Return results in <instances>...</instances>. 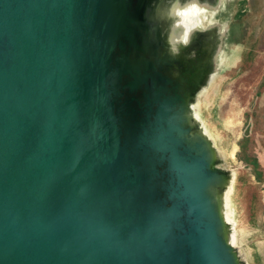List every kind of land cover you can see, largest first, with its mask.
Listing matches in <instances>:
<instances>
[{"label":"water","instance_id":"95a60500","mask_svg":"<svg viewBox=\"0 0 264 264\" xmlns=\"http://www.w3.org/2000/svg\"><path fill=\"white\" fill-rule=\"evenodd\" d=\"M153 3L0 0V264H241Z\"/></svg>","mask_w":264,"mask_h":264},{"label":"rangeland","instance_id":"374dc122","mask_svg":"<svg viewBox=\"0 0 264 264\" xmlns=\"http://www.w3.org/2000/svg\"><path fill=\"white\" fill-rule=\"evenodd\" d=\"M202 9L190 26L215 29L217 42L193 111L216 165L232 178L225 189L229 240L241 264H264V0H215Z\"/></svg>","mask_w":264,"mask_h":264},{"label":"bare ground","instance_id":"6f19581e","mask_svg":"<svg viewBox=\"0 0 264 264\" xmlns=\"http://www.w3.org/2000/svg\"><path fill=\"white\" fill-rule=\"evenodd\" d=\"M215 0H199V5L200 7H212V5L214 4ZM181 3H184V0H181ZM168 4V0H154V3L152 5V16L153 18L156 20V22L158 23L159 27H160V34L162 36V39L166 45V48L169 49L168 46V35H169V31L171 28V22L166 18V13H165V9L167 7ZM204 19L207 18V16H204ZM192 26H197V25H192ZM177 32H182V29H177ZM205 33H209L210 35V40L208 39H203V41H199L197 40L198 36L201 34H205ZM216 31L215 29L212 28H201L198 26L197 30L193 33L192 38H191V43L188 47H190L189 50H182L184 47H181L180 52L183 54V56L186 59H191L193 60V64L196 67V77H197V83L198 84V90L202 87V85L205 83V81L207 80L208 76L212 73V69H213V64H206L205 62H202L203 56L201 55V50L202 48H210L212 46V44L214 43L215 48H216V42H217V37H216ZM195 43L198 44V47H195ZM193 100L194 97L190 98V121L193 125H195L197 127V129H199V131L205 134V131L201 125V122L199 120V116L198 114H196L193 111ZM232 181V178L230 179V181L228 180L226 182V185L224 188V191L222 192V194L219 197V203H220V209H221V213L223 215V217L225 218V220L228 221V217L225 211V207L227 205V199H226V190L228 189V191H230V182ZM231 214V213H230ZM229 216V215H228Z\"/></svg>","mask_w":264,"mask_h":264},{"label":"clouds","instance_id":"9594fccd","mask_svg":"<svg viewBox=\"0 0 264 264\" xmlns=\"http://www.w3.org/2000/svg\"><path fill=\"white\" fill-rule=\"evenodd\" d=\"M166 18L171 22L168 35L169 53L172 56L180 54L181 47H188L193 33L198 26H190L191 21L204 11L199 5V0H168ZM182 29V32H177Z\"/></svg>","mask_w":264,"mask_h":264},{"label":"flooded vegetation","instance_id":"af4514ba","mask_svg":"<svg viewBox=\"0 0 264 264\" xmlns=\"http://www.w3.org/2000/svg\"><path fill=\"white\" fill-rule=\"evenodd\" d=\"M219 5H220V3H219ZM223 6H224V5H223ZM219 11H222V8H221V9L218 8V9L214 12V15H216L217 12H219ZM214 15H213V16H214ZM205 38H206L207 40H208V39H209V40L211 39L209 33H205V34H202V35L200 34V35L198 36L197 40H199V41H203V39H205ZM195 46L197 47L198 44L195 43Z\"/></svg>","mask_w":264,"mask_h":264}]
</instances>
